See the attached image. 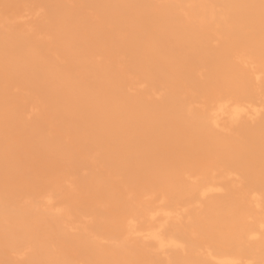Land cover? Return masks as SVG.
Instances as JSON below:
<instances>
[{
    "label": "bare ground",
    "instance_id": "1",
    "mask_svg": "<svg viewBox=\"0 0 264 264\" xmlns=\"http://www.w3.org/2000/svg\"><path fill=\"white\" fill-rule=\"evenodd\" d=\"M0 264H264V0H0Z\"/></svg>",
    "mask_w": 264,
    "mask_h": 264
}]
</instances>
